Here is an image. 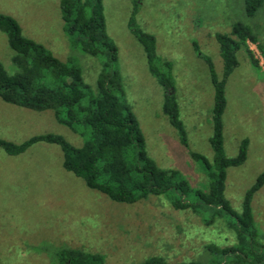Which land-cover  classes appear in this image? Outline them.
Returning a JSON list of instances; mask_svg holds the SVG:
<instances>
[{"label": "rangeland", "instance_id": "obj_1", "mask_svg": "<svg viewBox=\"0 0 264 264\" xmlns=\"http://www.w3.org/2000/svg\"><path fill=\"white\" fill-rule=\"evenodd\" d=\"M136 26L156 40L157 66L170 63V76L179 120L187 146L163 113V89L150 74L142 46L130 32L134 7ZM106 33L117 50L115 69L123 94L120 100L133 112L149 159L159 168L175 171L190 189L206 190L208 179L197 153L212 161L214 89L208 58L219 79L222 60L217 34H229L235 23L250 27L264 50V5L248 17L244 0H103ZM0 13L12 17L24 37L41 44L63 63L81 71L87 90L96 93L105 58L85 53L64 31L60 0H0ZM260 71L249 63L243 49L239 66L225 85L222 116L223 148L228 158L238 154L247 139L246 161L226 170L224 196L240 213L245 192L264 172V59ZM13 51L0 31V62L12 73ZM43 134L62 136L78 148L84 138L58 123L52 111H32L0 100V139L15 144ZM56 145L38 143L24 154L9 156L0 148V264H62L60 252L101 255L103 264H139L159 257L172 263H216L212 248L236 243L232 220L212 211L172 209L165 195L149 196L135 204L111 201L89 189L84 181L62 167ZM254 223L264 243V186L252 203ZM211 220L210 224L206 223ZM228 259L227 261H229Z\"/></svg>", "mask_w": 264, "mask_h": 264}, {"label": "trees", "instance_id": "obj_2", "mask_svg": "<svg viewBox=\"0 0 264 264\" xmlns=\"http://www.w3.org/2000/svg\"><path fill=\"white\" fill-rule=\"evenodd\" d=\"M102 4L103 0H60L67 35L74 38L85 53L105 58L96 93L87 90L77 66L59 61L41 44L24 37L19 24L0 13V31L6 35L7 44L13 51L10 61L14 67L9 73L0 62V100L32 111H52L58 123L84 138L83 145L78 148L54 134L36 135L19 144L0 139V148L9 156H18L38 143L56 145L63 155L64 170L82 179L89 189L116 203L132 205L151 195H165L176 211L199 213L210 210L212 216L225 214L232 220L236 243L222 249L212 248L221 261L211 264H264V243L259 240L251 208L255 193L264 185V172L245 192L240 213L230 207L224 196L226 170L246 161L249 143L247 139L241 141L236 157L225 155L222 123L226 108L225 85L239 66L237 53L241 49L252 67L260 71L259 60L248 45L256 46L264 59V50L258 44L257 36L242 23L233 24L229 34L215 36L223 65L221 79L212 62L204 57L214 89L212 135L209 139L213 158L209 161L200 154L191 153V157L202 161L208 179L206 190H192L185 181L178 179L175 171L159 168L145 152L138 122L130 107L119 98L123 91L115 69L117 50L106 33ZM133 5L128 27L143 48L150 74L163 89V113L177 131L182 146L186 147V132L178 117V104L169 74L171 65L160 64L168 74L157 66L155 37L136 26L133 17L139 4L134 2ZM263 5L264 0H244L246 15L255 16ZM60 258L62 264H103L101 255L68 249L60 252ZM139 264L199 263H170L153 257Z\"/></svg>", "mask_w": 264, "mask_h": 264}, {"label": "crops", "instance_id": "obj_3", "mask_svg": "<svg viewBox=\"0 0 264 264\" xmlns=\"http://www.w3.org/2000/svg\"><path fill=\"white\" fill-rule=\"evenodd\" d=\"M264 186V185H263Z\"/></svg>", "mask_w": 264, "mask_h": 264}]
</instances>
